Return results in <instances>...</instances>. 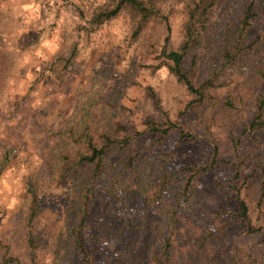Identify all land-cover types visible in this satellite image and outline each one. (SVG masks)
Listing matches in <instances>:
<instances>
[{
	"label": "rangeland",
	"instance_id": "rangeland-1",
	"mask_svg": "<svg viewBox=\"0 0 264 264\" xmlns=\"http://www.w3.org/2000/svg\"><path fill=\"white\" fill-rule=\"evenodd\" d=\"M102 2L0 0V45L14 65L11 77L6 81L4 72L0 80V152L8 146L13 158L0 177V264L7 252L21 264H62L56 242L72 196L67 187H60L44 198L45 210L36 230L48 244L32 262L24 219L26 192L30 181L52 173L54 153L60 145L55 134L65 128L97 84L123 88L117 117L133 134L143 131L149 118H160L154 95L161 98L173 120L179 119L195 134L194 141H179L174 136L168 144L167 149L175 151V168L207 162L217 149L220 169L199 179L197 199L181 212L175 237L179 254L185 255L188 238L216 230L225 234L224 247L230 258L240 264H264V203L260 205L261 181L255 162L264 156V135L245 132L254 117V101H245L243 120L207 131L201 118L185 113L188 91L162 65L166 28L154 30L148 45H130L126 16L96 30L93 27V14ZM222 9L223 5L216 8L214 21L222 16ZM185 19L181 7L174 5L170 16L172 48L182 43ZM153 44L155 49H151ZM74 48L77 55L70 69L61 77L49 72L53 61L68 58ZM248 77L245 69L230 70L229 85L214 91L218 104ZM153 139L146 135L140 139V147L146 149ZM242 201L249 207L251 225L260 232L248 234L240 221ZM125 205H108L101 199L94 204L85 246L96 264H140L136 247L141 239L140 223L148 218L157 221L156 214L144 209L142 201L131 199Z\"/></svg>",
	"mask_w": 264,
	"mask_h": 264
},
{
	"label": "trees",
	"instance_id": "trees-1",
	"mask_svg": "<svg viewBox=\"0 0 264 264\" xmlns=\"http://www.w3.org/2000/svg\"><path fill=\"white\" fill-rule=\"evenodd\" d=\"M174 5L185 16L183 40L170 47V16ZM222 16L213 20L217 7ZM121 16L129 21L128 41L150 43L152 32L165 27L167 36L161 51L162 65L188 91L190 101L185 113L204 121V128L243 120L246 100L254 101L255 113L245 132L264 135V0H103L91 23L95 30ZM262 30L263 34H256ZM149 41V42H148ZM155 49V45H151ZM77 48L68 58H58L49 72L61 77L70 69ZM13 60L0 45V80L5 72L11 77ZM245 69L247 81L235 88L219 105L214 91L227 87L228 72ZM121 79H119V83ZM1 92V90H0ZM123 88L97 84L84 97L65 128L55 134L60 145L55 150L52 173L29 182L24 219L28 255L35 262L48 241L36 230V222L45 210L44 198L53 189L67 187L72 198L67 205L65 223L56 242V254L62 264H96L85 246V236L94 204L101 199L108 205H121L134 199L156 214L140 223V264H240L228 256L225 234L207 230L187 239L185 255L177 250L176 233L181 212L191 208L198 196L199 179L220 169L217 149L204 163L175 168V151L167 146L174 136L179 141H194L195 134L181 121L173 120L162 100L154 95L159 119H148L144 130L133 134L118 120L117 112ZM153 135L152 144L143 149L140 139ZM11 150L0 152V177L10 167ZM261 181L260 205L264 203V156L255 159ZM240 221L248 234L260 229L251 225L249 207L240 204ZM3 264H21L6 253Z\"/></svg>",
	"mask_w": 264,
	"mask_h": 264
}]
</instances>
